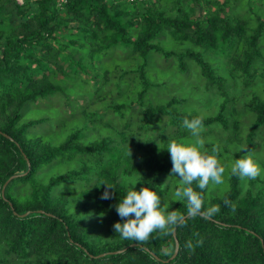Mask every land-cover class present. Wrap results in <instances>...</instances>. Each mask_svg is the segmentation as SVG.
Masks as SVG:
<instances>
[{
  "label": "trees",
  "instance_id": "16d2710c",
  "mask_svg": "<svg viewBox=\"0 0 264 264\" xmlns=\"http://www.w3.org/2000/svg\"><path fill=\"white\" fill-rule=\"evenodd\" d=\"M161 1L147 0V5L135 0L126 5L125 0H26L25 6H18L14 0H0V9L14 3V18L18 17L10 20L7 28L0 24V243L8 256L27 264H264V186L244 192L241 177L231 174L222 194H209L208 187L196 188L202 193V206L195 215L187 213V201L173 200L169 210L182 219L169 226L166 234L154 231L142 241L123 239L113 228L123 219L116 203L134 186H146L161 197L165 193L163 177L171 172V158L165 152L152 157L142 146L121 148L111 138L85 143L80 130L59 145L46 144L41 136H29L43 119L20 123L21 111L28 103L71 90L65 80H56L53 71L73 77L91 69L99 91L105 84L100 70L105 75L110 72L101 60L109 57L111 61V50L124 47L141 59L135 69L141 79L138 100L144 107L141 130L148 131L150 122L161 116L179 128L185 127V117H199L203 127H228L225 105L219 114L208 118L183 112L175 98L146 106L147 92L159 86L147 75L149 56L157 50L180 59L183 68L185 53L165 51L155 43L163 32L228 58L245 42L244 54L231 60L239 75L251 84L253 72L261 70L264 77L260 47L264 18L256 14L257 27L246 38L245 28L233 26L224 7L211 11L205 19H193L192 12L202 5L201 0H195L191 8L184 6L185 0H169L173 15L168 7L160 8ZM33 4L37 6L34 12ZM73 23L75 27H70ZM190 52L188 56L200 66L208 88L223 90L202 53ZM115 89L123 92L120 82L115 83ZM123 106L114 108L121 111ZM248 107L255 115L247 137L251 143L264 128V97L254 95ZM79 154L95 160L82 159L80 169L53 175L47 181L39 177L53 161H73ZM70 182L94 183L75 195L72 191L57 192V187ZM106 189L112 195L102 199ZM213 205L217 210L207 214ZM175 229L179 251L173 258ZM6 261L0 258V264Z\"/></svg>",
  "mask_w": 264,
  "mask_h": 264
},
{
  "label": "rangeland",
  "instance_id": "374dc122",
  "mask_svg": "<svg viewBox=\"0 0 264 264\" xmlns=\"http://www.w3.org/2000/svg\"><path fill=\"white\" fill-rule=\"evenodd\" d=\"M18 6H25L14 0ZM26 0H24L25 2ZM35 1V0H31ZM135 0H125L126 5ZM146 2L147 0H141ZM209 1L211 4H209ZM201 0L202 5L196 6L195 0H185L186 8L195 7L192 18L205 19L211 11H217L219 7H224L230 16L233 26L244 27L245 37L251 35L257 27L256 14L264 18V0ZM130 2V3H128ZM147 3V2H146ZM36 4V3H34ZM33 4V12L37 6ZM0 9V24L8 27L10 20L14 18V3L5 4ZM147 5H150L147 3ZM160 8H167L168 13L173 15L170 9V1L162 0ZM13 16V18L11 17ZM64 16V14H63ZM75 27V23L70 24ZM81 29V26L79 27ZM73 30L71 29V32ZM78 35V31L74 32ZM243 34V35H244ZM155 43L165 51H175L185 53L183 68L182 62L175 57H167L165 54L153 50L149 56L147 75L153 83L159 84L156 88H151L143 101L149 104H159L170 101L173 98L180 100L178 108L189 114H199L204 118L219 114L225 105L223 114L228 120V127L223 124H216L208 127L201 126L200 137L204 140L201 151L206 154L215 155L218 162L225 166L223 182L221 184H210L209 194H222L227 188L230 172V163L239 157L251 156L260 166L261 172L255 178L244 177L242 187L244 192L248 189L257 191L264 186V128L257 135L253 142L247 140L251 125L255 119L254 113L249 109L248 103L254 95L264 97V77L261 70L255 71L251 84H247L242 74L234 68L231 58L235 55L244 54L246 44L242 42L237 45L229 58L221 57L211 50H205L199 45H195L191 40L178 41L169 33L163 32ZM239 46V47H238ZM260 47L264 52V34L260 41ZM188 51L201 52L204 60L215 70L216 76L223 85V90L216 87L209 89L207 80L202 74V70L195 59L188 56ZM112 59L109 57L101 60L102 64L109 68V74L105 75L103 70L104 87L97 91L98 85L94 80V73L91 69L87 73L65 77L55 70L54 76L57 81L65 80L67 94L58 92L56 95L28 103L21 111L20 123L30 120L44 121L31 130L30 137H40L44 143L59 145L67 137L76 131L82 132L81 140L85 143H92L95 140L111 138L115 144L138 149L142 146L143 152L150 150L153 157L158 153H170L166 150L167 143L171 139L178 141L192 142L191 132L186 127L179 128L172 124L165 116L155 117L149 125V130H141L139 126L145 123L142 110L143 105L138 100L141 79L137 77L135 69L141 59L136 53L124 47H117L111 50ZM63 57H65L63 55ZM109 59V60H108ZM101 64V66H102ZM127 71L123 78L122 73ZM222 77V78H220ZM122 78V79H121ZM120 82L123 92H117L115 83ZM222 91H225L224 95ZM226 101V103H224ZM125 105L121 111H117L114 105ZM141 150V151H142ZM162 150V151H160ZM89 155H77L73 161H62L57 159L46 166L39 174L43 181L49 180L53 175L63 174L74 168L80 169L83 161L89 160ZM95 159L91 157V163ZM134 180V179H133ZM132 180V181H133ZM94 183V182H93ZM92 184L86 182L64 183L57 187V192H69L75 195ZM180 178L169 174L163 177V187L165 193L160 197L165 211H168L173 200H185L174 195V190L179 186ZM254 183V184H253ZM186 201V200H185ZM75 202H72L74 205ZM91 220H88L90 222ZM0 258H6L4 264H27L19 261L16 256H8L5 252L4 244L0 243Z\"/></svg>",
  "mask_w": 264,
  "mask_h": 264
},
{
  "label": "clouds",
  "instance_id": "9594fccd",
  "mask_svg": "<svg viewBox=\"0 0 264 264\" xmlns=\"http://www.w3.org/2000/svg\"><path fill=\"white\" fill-rule=\"evenodd\" d=\"M183 123L190 130L193 141L171 139L167 143L166 150L170 153L172 161L171 175L180 178L174 195L185 199L187 213L195 215L200 212L202 206V193L196 191V188L203 190L210 184H221L226 169L218 162L215 155L201 151V146L204 144V140L200 137L201 119L185 117ZM228 171L241 178H255L260 174L261 168L251 156H244L234 159ZM131 183L135 185L136 182ZM104 185L109 189L113 188L108 183ZM111 195L112 193L106 189L101 198L107 199ZM115 208L123 219L115 222L113 228L123 239L142 241L154 231L166 234L170 230L169 226L177 224L182 219L175 211H165L160 196L146 186H141L139 189L136 186L128 187ZM216 210L213 205L206 211L210 215Z\"/></svg>",
  "mask_w": 264,
  "mask_h": 264
},
{
  "label": "water",
  "instance_id": "95a60500",
  "mask_svg": "<svg viewBox=\"0 0 264 264\" xmlns=\"http://www.w3.org/2000/svg\"><path fill=\"white\" fill-rule=\"evenodd\" d=\"M15 177H17V175L12 176V177L7 181V183L5 184V186H6V185H7L12 179H14ZM5 186H4V188H5ZM174 235H175V238H176V250H175V253H174V255H173V258L177 256L178 251H179V241L177 240V237H176V229L174 230ZM117 252H121V251H117ZM107 254H108V253H107ZM104 255H106V254H102L101 256H104Z\"/></svg>",
  "mask_w": 264,
  "mask_h": 264
},
{
  "label": "built area",
  "instance_id": "2783aa9c",
  "mask_svg": "<svg viewBox=\"0 0 264 264\" xmlns=\"http://www.w3.org/2000/svg\"><path fill=\"white\" fill-rule=\"evenodd\" d=\"M20 4H24V0H17ZM61 2H64L65 0H60Z\"/></svg>",
  "mask_w": 264,
  "mask_h": 264
}]
</instances>
